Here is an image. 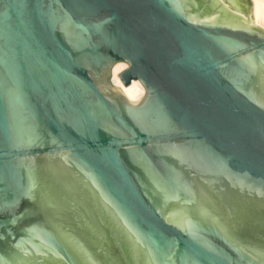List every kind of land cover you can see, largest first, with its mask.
Here are the masks:
<instances>
[{
    "label": "water",
    "instance_id": "95a60500",
    "mask_svg": "<svg viewBox=\"0 0 264 264\" xmlns=\"http://www.w3.org/2000/svg\"><path fill=\"white\" fill-rule=\"evenodd\" d=\"M253 7L0 0V264H264Z\"/></svg>",
    "mask_w": 264,
    "mask_h": 264
},
{
    "label": "bare ground",
    "instance_id": "6f19581e",
    "mask_svg": "<svg viewBox=\"0 0 264 264\" xmlns=\"http://www.w3.org/2000/svg\"><path fill=\"white\" fill-rule=\"evenodd\" d=\"M254 3V22L255 25H258L264 29V0H252ZM129 67V64L126 62H118L113 67L112 81L115 87V82L120 88L119 92L123 94L131 102H140L146 94V89L140 80H133L129 85H125L118 75L122 71L126 70Z\"/></svg>",
    "mask_w": 264,
    "mask_h": 264
}]
</instances>
